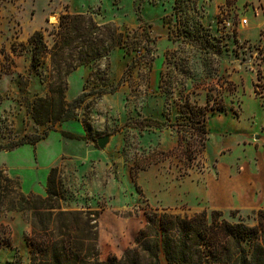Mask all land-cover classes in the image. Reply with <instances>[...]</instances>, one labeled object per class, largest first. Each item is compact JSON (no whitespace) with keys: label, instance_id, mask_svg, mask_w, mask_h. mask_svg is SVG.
Returning <instances> with one entry per match:
<instances>
[{"label":"rangeland","instance_id":"obj_1","mask_svg":"<svg viewBox=\"0 0 264 264\" xmlns=\"http://www.w3.org/2000/svg\"><path fill=\"white\" fill-rule=\"evenodd\" d=\"M65 12L114 26L123 47L67 77V102L90 95L50 128L31 118L49 68H30L28 39L42 32L50 45ZM184 103L207 109L205 149L192 167L175 150ZM45 133L0 151V171L44 197L56 169L62 208L98 214L103 261L132 247L145 213L218 210L237 222L230 211L264 209V0H0V146ZM29 229L20 212L0 213V264H29Z\"/></svg>","mask_w":264,"mask_h":264},{"label":"trees","instance_id":"obj_2","mask_svg":"<svg viewBox=\"0 0 264 264\" xmlns=\"http://www.w3.org/2000/svg\"><path fill=\"white\" fill-rule=\"evenodd\" d=\"M47 35L50 45L42 32H34L28 39L30 68L38 70L46 61L49 68L47 95L34 101L31 118L37 125L52 128L72 120L90 95L83 92L67 102V77L115 48H122L123 34L112 25L96 24L88 15L65 12ZM179 113L182 124L177 126L182 129L176 130L179 135L175 150L184 155L186 167H192L205 149L207 109L184 103ZM149 123L157 128L173 125ZM45 137L46 133L23 137L0 146V151L34 146ZM56 174V169L49 172L45 196L40 197L22 193L19 183L0 171V213L20 212L28 220L30 229L24 241L29 264H159L160 254L168 264H264V209L253 210L245 217L239 216L238 210L230 211L228 216L237 222H229L218 210L192 215L145 213L146 223L132 247L120 258L109 256L103 261L98 246V214L64 210Z\"/></svg>","mask_w":264,"mask_h":264},{"label":"water","instance_id":"obj_3","mask_svg":"<svg viewBox=\"0 0 264 264\" xmlns=\"http://www.w3.org/2000/svg\"><path fill=\"white\" fill-rule=\"evenodd\" d=\"M108 142V136L102 137V138H98L97 139V146L99 149H103L105 147V145Z\"/></svg>","mask_w":264,"mask_h":264},{"label":"crops","instance_id":"obj_4","mask_svg":"<svg viewBox=\"0 0 264 264\" xmlns=\"http://www.w3.org/2000/svg\"><path fill=\"white\" fill-rule=\"evenodd\" d=\"M159 264H168L165 257L163 255L159 256Z\"/></svg>","mask_w":264,"mask_h":264},{"label":"built area","instance_id":"obj_5","mask_svg":"<svg viewBox=\"0 0 264 264\" xmlns=\"http://www.w3.org/2000/svg\"><path fill=\"white\" fill-rule=\"evenodd\" d=\"M246 22H247L246 20H243L242 24H244V25H245V24H246Z\"/></svg>","mask_w":264,"mask_h":264}]
</instances>
